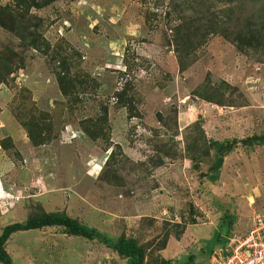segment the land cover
I'll use <instances>...</instances> for the list:
<instances>
[{
	"label": "rangeland",
	"instance_id": "374dc122",
	"mask_svg": "<svg viewBox=\"0 0 264 264\" xmlns=\"http://www.w3.org/2000/svg\"><path fill=\"white\" fill-rule=\"evenodd\" d=\"M180 1L32 9L50 49L26 48L0 27L10 70H0V235L58 213L137 240L146 264H212L226 237L264 216V143L239 144L216 182L208 177L214 150L199 155L197 146L204 135L264 137V44L210 35L178 53ZM241 2L247 13L264 4ZM65 67L77 86L69 97L56 76ZM6 251L14 264H126L101 241L60 227L16 233Z\"/></svg>",
	"mask_w": 264,
	"mask_h": 264
},
{
	"label": "trees",
	"instance_id": "16d2710c",
	"mask_svg": "<svg viewBox=\"0 0 264 264\" xmlns=\"http://www.w3.org/2000/svg\"><path fill=\"white\" fill-rule=\"evenodd\" d=\"M12 1L15 3L14 6L12 4L6 6L0 4V27L21 40L26 48L42 49L46 47L50 49L48 42L43 41L40 34L41 22L38 17L31 15V10L44 8L57 0ZM234 1L181 0L179 3L180 6H183V9L179 13L177 24L172 29L176 51L180 54L191 51L196 46L205 44L210 35H220L233 43H239V45L257 44L260 46L264 44V4L256 12L247 13L241 0H237V5L233 4ZM214 8H217L218 12L213 11ZM8 58H4V53L0 52V70L3 66V70L10 71L6 65V59ZM56 76L64 96L69 97L71 93H75L77 86L72 80L71 69L65 67ZM2 82L1 78L0 83ZM261 143H264V137L261 136H253L241 141L234 139L219 142L207 140L204 135V143L197 144V146L201 151L199 155H209L210 150H214L213 163L209 169L212 174L208 177L210 181L216 182L218 172L224 165L225 157L231 154L239 144L255 148ZM109 159L110 157L104 170L110 162ZM47 227H60L71 236L90 241H101L107 249L126 261V264H146L147 252L137 240L126 237L113 238L101 234L93 227L84 225L65 214L58 213L44 214L24 223H13L6 226L0 235V264H14L11 256L6 251V244L12 235ZM228 238L230 236L226 237L224 245Z\"/></svg>",
	"mask_w": 264,
	"mask_h": 264
},
{
	"label": "built area",
	"instance_id": "2783aa9c",
	"mask_svg": "<svg viewBox=\"0 0 264 264\" xmlns=\"http://www.w3.org/2000/svg\"><path fill=\"white\" fill-rule=\"evenodd\" d=\"M213 264H264V216L246 234H234L212 255Z\"/></svg>",
	"mask_w": 264,
	"mask_h": 264
},
{
	"label": "crops",
	"instance_id": "0c3cea01",
	"mask_svg": "<svg viewBox=\"0 0 264 264\" xmlns=\"http://www.w3.org/2000/svg\"><path fill=\"white\" fill-rule=\"evenodd\" d=\"M169 243L167 244V247L163 250V251H161L162 253H161V257L162 258H164V256L163 255H165V254H163V253H165V251L167 250V249H169ZM180 259V258H179ZM146 263H147V259H146Z\"/></svg>",
	"mask_w": 264,
	"mask_h": 264
},
{
	"label": "clouds",
	"instance_id": "9594fccd",
	"mask_svg": "<svg viewBox=\"0 0 264 264\" xmlns=\"http://www.w3.org/2000/svg\"><path fill=\"white\" fill-rule=\"evenodd\" d=\"M234 235V234H233ZM213 255V254H212ZM212 259V258H211ZM212 261V260H211ZM212 263V262H211ZM213 264V263H212Z\"/></svg>",
	"mask_w": 264,
	"mask_h": 264
}]
</instances>
